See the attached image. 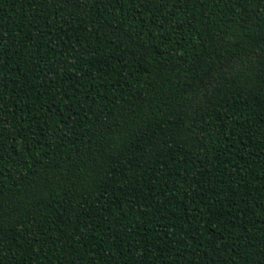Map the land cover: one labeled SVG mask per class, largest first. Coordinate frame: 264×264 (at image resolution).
Returning a JSON list of instances; mask_svg holds the SVG:
<instances>
[{
  "label": "trees",
  "instance_id": "trees-1",
  "mask_svg": "<svg viewBox=\"0 0 264 264\" xmlns=\"http://www.w3.org/2000/svg\"><path fill=\"white\" fill-rule=\"evenodd\" d=\"M0 264H264V0H0Z\"/></svg>",
  "mask_w": 264,
  "mask_h": 264
}]
</instances>
